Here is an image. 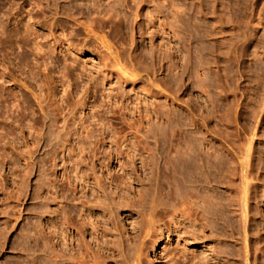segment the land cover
I'll return each instance as SVG.
<instances>
[{
    "label": "rangeland",
    "instance_id": "374dc122",
    "mask_svg": "<svg viewBox=\"0 0 264 264\" xmlns=\"http://www.w3.org/2000/svg\"><path fill=\"white\" fill-rule=\"evenodd\" d=\"M14 1L15 4L0 0V21L4 23L0 25L14 32L20 21L16 19L17 14L20 17L27 13L22 19L26 17L24 21L29 23L31 35L29 41L22 39L28 41L25 44L19 38V43L16 39L17 43L10 40L5 50L0 44V159L3 160V163L0 161V232L4 223L10 224L8 228L13 226L6 238L0 239V264H32L34 258L36 264H47L40 251L23 252L21 247L28 232L30 239L26 241L32 246L37 231L41 228L51 231L56 219L63 215L54 194L58 190L57 182L70 174L72 180L74 168L80 164L84 173L94 168V177L104 175L108 181L117 182L122 175L120 165L127 161L126 148L136 147V141L148 129L149 135H154L158 124L162 132L156 134L163 135L159 136L160 149L170 148L168 143L174 132L177 137L173 144L177 145L181 137L197 148L195 141L201 143L200 138H205L204 151L214 143L211 137L216 138L214 146L220 150L228 147L240 153L251 149L250 172L256 186L249 194L247 221L239 212L229 213L226 223L219 222L216 226L218 232L230 234L232 231L233 238L223 239L220 244L222 248L227 247L226 254L219 259L211 252L205 254L209 264H245L242 243L245 231L246 264H264V0H170L164 3L168 5L167 11L152 23L145 15L155 12V4L161 0L142 4L141 17L136 22L127 13L128 9L116 7L120 15L127 13L126 19L118 21L116 16L101 19L93 13L90 20H82L94 35H88L78 24L80 12H86L87 0L73 3L50 0L49 5L47 0H24L26 12L22 14L15 7L20 0ZM213 7L214 16L226 19L230 14L232 17L230 49L222 45L226 43L224 39H218L215 46L217 53L230 51L228 67L222 61L228 60L224 59L225 54L218 61L219 67H215L208 49L212 43L200 34L207 29L206 23L216 22L212 19ZM200 8L207 14L206 19L197 12ZM73 18L79 22L75 23ZM161 22L167 23L166 28L158 27ZM193 27L199 34L191 33ZM33 30L38 36L35 40ZM37 40L41 42L44 59L34 49ZM68 92L72 95L66 97ZM86 130L92 133L88 140ZM149 142V147L154 149V141ZM180 145L184 147L183 142ZM144 175L150 177L149 172ZM23 176L26 181H22ZM233 179L234 186L240 184L238 177ZM22 183L23 189H20L18 186ZM141 188L133 184L135 191ZM219 192L230 193L224 188ZM133 196L134 193L129 194L126 201ZM225 199L223 196L222 203ZM100 211L97 209L93 216L105 221L107 217ZM135 211L118 210L116 229L121 238L116 237L114 223L104 222L97 225L108 230L105 239L97 237L96 241L93 235V241L89 231L85 235L84 241L91 244L93 252L97 251L98 244L109 248L111 242L119 244V239H124L125 246L119 244L122 248L115 249V258L108 264H115L112 260L121 264L120 250L133 254L132 248L137 244L131 248L125 239L135 235L132 226L138 228L140 218ZM103 240L107 246H103ZM182 244L184 241H177L175 233L164 230L145 248L143 258L146 264H192L179 255L170 260L172 256L166 251L180 249ZM38 245L41 249L40 241ZM186 246L188 254H199L205 247L218 246V240ZM91 257L88 255L90 264L94 259Z\"/></svg>",
    "mask_w": 264,
    "mask_h": 264
},
{
    "label": "bare ground",
    "instance_id": "6f19581e",
    "mask_svg": "<svg viewBox=\"0 0 264 264\" xmlns=\"http://www.w3.org/2000/svg\"><path fill=\"white\" fill-rule=\"evenodd\" d=\"M11 1L12 3L15 2L14 0ZM49 1L50 0H47L46 3H48ZM68 1L70 3H73L75 1L77 2L78 0ZM106 1L107 3H103L102 0H87L88 4L85 5L86 12H80L79 14L81 16V18L79 17L81 19L80 23H78V18H73V21L75 23H78L80 26H83L88 35H94L93 31L90 29V26L82 21L85 19L90 20L93 13L94 15L100 16L101 19H104L106 17L113 18L114 16H116L118 18V21L126 19V14L128 13L129 16H134V22H136V20L141 17L140 6L142 4L146 5L147 3L150 4L156 2V0H112V2L111 0ZM169 1L170 0H161L159 4H155V12L152 10L145 15L149 23L159 20V15L167 11L168 5L164 3L168 4L171 2ZM19 2L20 3L16 4L18 7H15L18 8L16 10H18L22 14L23 12H26L24 10L26 1L20 0ZM47 5H49V3ZM116 7H120L121 9H128L129 12L126 11V14L120 15L115 11ZM133 10H135L134 13L132 12ZM211 10L212 15L214 16V7ZM17 12L15 13L17 14ZM40 12H42V10ZM40 12H38L37 14H39ZM197 12L199 14H202V16L206 19L207 14H203V9L200 8ZM57 13L59 12L57 11ZM24 14L26 16L27 13ZM24 14L22 15L24 16ZM17 15L19 16V14ZM22 15H20V17ZM43 15V18H45V13ZM69 15L70 14H68V16ZM18 16L16 17V19L19 18L20 21L18 20L19 22L17 23L18 25L14 32H10L13 29L9 31L4 27L3 29L1 27L3 25H0V27L2 28H0V44L3 47V50H5L4 47L7 44V46L10 45V40L13 39L14 41V39L17 40V38H19L20 41L26 38L28 40L29 35H31L28 31L31 30V27L28 29L29 23L24 21L26 20V17L22 19L23 16L21 18ZM166 17L167 16L165 15V19ZM27 18H29L28 15ZM212 19H215L216 22L213 24L206 23L204 27H206L207 29L202 30L200 34L203 33L201 35L202 38L208 39L209 44L212 43L210 44L208 49L213 64L216 68H218V61H221V56L225 54L226 58L223 56L224 59H228L227 57L230 51H225V53L223 54H221L222 52L217 53L215 47L216 43L218 42V39H224L226 40V43H222V45L226 44V47L230 49V42L233 36L231 33L234 27L232 26V17L230 14L226 19H222L216 16H214ZM0 23L4 24L1 21ZM166 26V22H161L159 23L158 27L166 28ZM168 29H170L173 34L175 33L170 28V26L168 27ZM34 32L35 36L33 35L34 33L32 34V36H34L33 39L35 40L38 38V36H36V31ZM191 33L199 34V30H196L195 27H193ZM19 39L17 40V42L19 41ZM28 41L23 42L25 44V42L28 43ZM17 42L14 41V43ZM39 42L36 44L34 42L35 45L33 46H35L34 49L37 50L38 56L43 57V54L41 52L42 45L41 42ZM2 43L4 44V46ZM67 46L68 48L70 47L69 44ZM5 48L7 49V47ZM40 52L42 55L40 54ZM42 59H44V57ZM229 60L230 59L222 61L225 62L227 66ZM69 95L71 96L72 93L68 92L66 97H68ZM63 119L64 118H61V120ZM84 128L86 129V126ZM155 128V133H153L154 135H149L148 129L143 138H141L139 141H136V147L132 146L126 148V153L122 150L126 155L127 161L126 163H122L120 165L122 175L120 176V180H118L117 182L114 179H110L108 181L107 176L104 177V175H101L100 177H94V168H90L89 173H87L88 171L84 173L85 171H81V164L79 163L80 165H78L76 163L78 166H74L75 168L72 180L70 176L71 174L66 178L62 176V178L57 182V184H59L58 190H56L54 193L56 196V203L58 205H61L60 210L62 211L63 215H61L60 218L56 219L54 225L51 226V231L47 232L42 228L37 231V234L35 233L36 231H33V234L37 235V239L32 246L29 245L30 243L28 244V241H26L30 239V236L28 235L30 233L28 232L25 237L24 246L21 247V250L23 252L32 251L33 254H37V251H40L41 253H43V261L47 264H90L88 255H93L94 257V259L91 260V262L93 261L92 264H108L111 258L114 257L115 249H118L120 247L119 244H121V246H125L123 244L124 239H119V244L111 242L112 247L109 248L102 247V249L101 245L98 244L99 246L97 251L93 252L91 244L84 241L85 235L88 234L89 231V236H92L91 239L93 241V235H95V240L97 239V237H100V239H105V235L108 230L104 229L102 226H98V222H104L107 225L108 223L115 224L114 231L115 233H117L116 237H118V229H116V214L119 209L127 208L132 212L137 210L140 222L137 223L138 228H135L133 226L132 228L130 227L135 235L132 238L129 236L125 239V241L129 243L130 247H134L137 244L135 248L131 247L134 251L129 248L133 252V254H131L132 256L128 252L130 250L127 251V254H125V251L123 253L122 250H120L121 252H118L119 258L122 260L121 264H146V260L145 258H143L145 257V248H147V246L153 242L154 238L157 237L159 233L162 235V231L164 230L169 231L170 233H175L177 236V241H184V244L180 245L182 248L180 247V249L166 251L168 254H171V261L175 259L176 255H179V257L184 258V261L188 263L192 261V264H209V259L205 254L206 251L213 253L218 259L221 255L226 254L227 247L222 248L220 244L223 242V239L227 240L226 238L228 237L231 239L233 238L232 231L230 234H227L223 231L218 232L216 226L219 224V222L225 224L226 220L230 217L228 216V214L231 212L233 214L239 212V216L242 217L245 222L247 221V204L249 201V194L256 186V184H253L254 176H252V173L250 172L251 167L249 160L251 157V149L246 148L240 153H237L232 148L230 149L228 147L226 150H220L216 148L217 146H214V143L217 142L215 137H211L214 143L207 149V151H204V149L202 148V142L206 141V139L203 137L200 138L201 143L195 141L197 148H195L194 145L190 144L188 140H185L186 138L180 139L181 137L177 140L179 141L177 145L173 144V142L176 141L175 138L177 137V134L175 132L171 135V139H169L168 146L170 148L164 149L163 147L160 149L159 136L163 135L162 133L160 135L156 133L162 132V127L160 128L158 124L155 126ZM91 134L92 133H90V131L86 130L85 139L88 140L91 137ZM150 139H152L155 143L154 149L149 147L148 143H150ZM180 142L184 143V147L180 145ZM209 142L210 141H208V144ZM80 151L83 152L84 148L81 147ZM3 158L5 159V154L2 159ZM0 161H2L3 163V160L0 159ZM236 161L238 162L237 164ZM126 169H130V172H126ZM71 171L72 170H69V172ZM146 172L150 173V177H145L144 174H146ZM24 177L25 176H23L22 181L24 180ZM235 177H238L240 179V184L236 186L232 184L234 180L233 178ZM89 180L92 181V183H90ZM114 181L116 182L115 184ZM133 184H137L142 188L135 191L133 189ZM146 185L149 186L148 189L144 188V186ZM22 186L23 183L18 187H20L21 189ZM107 188H109V190L106 192ZM221 188H224L225 192L230 193L228 195H225V193H220L219 190ZM19 192L16 193L19 194ZM131 193H134L133 198H130L126 201L128 195ZM223 196H226L224 203H222L221 201ZM73 202H76V204H72ZM78 206L80 207V209L76 210L77 208L74 207ZM234 206H239V208L235 209ZM97 209H101V211H103V215L102 213L101 215L105 216V218L107 217L105 221H101L103 218L99 221L98 216H93V213H95ZM85 211H89V214H87V212L85 213ZM4 212L2 213L4 214ZM84 213L87 215H85ZM99 217L101 218V216ZM164 219H168L167 222H163ZM162 222L163 224L161 226ZM166 224H168L169 226L167 227ZM7 225L8 223H4V228L2 229L1 227L2 231L0 232V239L6 238L5 236H7L8 233L12 230L11 227L13 226L8 228ZM162 227L164 229H162ZM89 228L91 231L88 230ZM100 230L101 232H99ZM246 237L247 233L244 231L242 243L245 249V264L247 263ZM119 238H121L120 235ZM23 240L24 239H22V241ZM213 240H218V246L213 248L205 247V251L202 253L198 254L196 252H192L188 254L185 251V248L188 247L186 246V244L196 246L199 244L210 243ZM38 241L41 242V249L39 248L40 245H38ZM102 242L103 246H105L106 244H104V240ZM17 245L21 246V244ZM17 247L20 248L19 246ZM32 247H35V249H32ZM25 254L28 255L27 253ZM93 257L89 259H92ZM35 259L36 258L31 260L32 264H36L34 262ZM112 261L113 263L118 264L117 260ZM41 264H43V262Z\"/></svg>",
    "mask_w": 264,
    "mask_h": 264
}]
</instances>
